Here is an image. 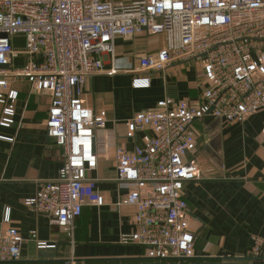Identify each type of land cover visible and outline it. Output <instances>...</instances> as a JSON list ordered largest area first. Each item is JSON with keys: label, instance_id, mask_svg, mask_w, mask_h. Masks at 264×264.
<instances>
[{"label": "built area", "instance_id": "2783aa9c", "mask_svg": "<svg viewBox=\"0 0 264 264\" xmlns=\"http://www.w3.org/2000/svg\"><path fill=\"white\" fill-rule=\"evenodd\" d=\"M143 31L163 35L165 47L139 56L135 72H164L173 64L197 61L203 76L199 102L166 96L126 122V139L147 131L144 145L115 151L116 180L129 192L117 206L135 208L136 230L121 242L145 247L152 261L195 258L197 233L190 227L185 183L202 177L194 154L193 124L207 117L242 123L264 112V0H0V103L3 125L13 122L19 91L29 82L50 99L47 135L63 150L55 179L42 181L27 206L73 241L76 220L86 204L105 197L90 172L97 168L96 134L107 110L83 100L87 78L103 72L117 37ZM23 58L22 63L18 59ZM141 86L150 78L135 79ZM264 142V125L261 131ZM55 247L24 238L15 227L0 232V263L22 260V246ZM264 263V237L252 235L244 256Z\"/></svg>", "mask_w": 264, "mask_h": 264}, {"label": "crops", "instance_id": "0c3cea01", "mask_svg": "<svg viewBox=\"0 0 264 264\" xmlns=\"http://www.w3.org/2000/svg\"><path fill=\"white\" fill-rule=\"evenodd\" d=\"M163 47L164 36L147 31L132 38L117 37L114 56L108 57L105 67L118 71L90 75L86 80L84 103L94 111L104 108L108 112L105 128L96 134L98 165L90 172L105 203L84 206L73 241L25 203L36 196L42 181L57 178L63 166V150L53 144L45 126L49 97L34 91L29 82L16 84L19 95L9 125L1 124L5 105L0 103V232L15 227L27 239L36 231L37 240L56 246L48 251L39 249L35 240L27 241L22 246L23 261L37 257L41 250L83 264H116L122 262L117 258L129 260L144 254V246L121 242L124 234L136 230V210L117 206L129 190L116 180L115 151L121 145L127 150L144 145L147 131H138L129 140L125 137L126 122L136 112L154 107L166 96L197 103L203 87L201 65L194 60L173 64L164 72H135L140 55ZM23 61L18 59V63ZM143 77L150 78L149 85L136 83L135 79ZM263 125L264 112L242 123L207 117L193 124L197 133L194 156L202 177L187 181L184 191L190 227L197 233L198 258H246L252 235L264 237Z\"/></svg>", "mask_w": 264, "mask_h": 264}, {"label": "water", "instance_id": "95a60500", "mask_svg": "<svg viewBox=\"0 0 264 264\" xmlns=\"http://www.w3.org/2000/svg\"><path fill=\"white\" fill-rule=\"evenodd\" d=\"M55 247H48L45 250L51 251L55 249ZM55 251V250H54ZM57 252H49L45 253L44 250H41V252L38 253L37 257H34L32 259L27 260V262L35 263V264H83L82 260H78L74 263L73 260L69 259L68 256L65 257H58ZM197 258V257H195ZM115 260H119L122 262L116 263V264H264V263H255V259L250 258H238V259H217V258H201L197 260H192L190 258H180L179 260H183L184 262H181L179 260H170V261H152L150 259L142 260L140 262H129L128 259L124 258H117ZM4 263V262H1ZM0 263V264H1ZM85 264V263H84Z\"/></svg>", "mask_w": 264, "mask_h": 264}, {"label": "trees", "instance_id": "16d2710c", "mask_svg": "<svg viewBox=\"0 0 264 264\" xmlns=\"http://www.w3.org/2000/svg\"><path fill=\"white\" fill-rule=\"evenodd\" d=\"M190 259H192V260H199V259H201V258H190ZM142 260H147L146 258H141V257H139V258H134V259H129L128 261L129 262H140V261H142ZM172 261V260H179V259H168V260H165V261ZM179 261H181V262H184L183 260H179ZM1 264H35V263H30V262H27V261H23V260H20V261H9V262H4V263H1Z\"/></svg>", "mask_w": 264, "mask_h": 264}]
</instances>
